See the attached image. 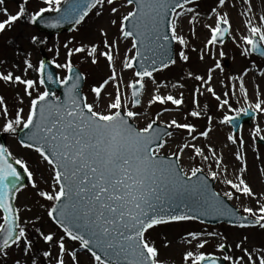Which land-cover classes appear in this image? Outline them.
<instances>
[{"label":"snow or ice","instance_id":"obj_1","mask_svg":"<svg viewBox=\"0 0 264 264\" xmlns=\"http://www.w3.org/2000/svg\"><path fill=\"white\" fill-rule=\"evenodd\" d=\"M243 2L251 12L250 0ZM3 3L4 0H0V5ZM28 3L29 0H18L15 14L0 9L5 17L0 20V33L10 30L16 22L25 18L32 24L39 22L48 28H58L65 22L80 25L93 10L96 16H100L105 5L110 6V13L118 12L115 0H42L43 6L31 13L27 9ZM126 4L132 7L120 17L115 40L110 41L107 31L99 29L103 50L97 43L69 47L72 41H68L63 45L66 49L64 63L40 60L33 65L30 53H27L23 59V75H15L12 71L0 73V81L22 85L24 95L29 98L27 111L24 107H17L14 116L9 118L6 102L0 96V115L4 118L0 131L21 135V146L35 151L46 162L48 172V179L44 180L47 190L40 189L27 163L13 157L7 147L0 145V257L6 260L9 250L15 249L19 255L13 264H52L53 260L55 264H81V252L90 254L94 264H166L160 258L151 230L173 222L197 221L203 216L226 217L231 226L241 229L250 226L264 229V202L258 200L256 208L244 207L241 213L225 201V198L228 201L239 199L237 194L256 197L243 178L247 166L240 151L235 153V160L241 165L239 174L236 181L227 178L221 181L231 189L222 195L208 186L209 177L213 180L218 178V172L212 170L211 164L207 174L203 167L194 163L188 170L182 164L185 155L190 162L197 157L202 163L211 159L217 169L223 163V154L218 156L213 145L198 146L191 142L200 138L208 140L212 131L211 116H208V126L204 130L198 131L197 124L189 122V117L199 119L207 109V105L203 109L199 107L197 98L204 94L201 89L220 102L219 108L227 106L230 112L235 113L224 114L221 124H232L238 128L236 121L242 114L253 118L257 113L264 114V99L260 98L264 94L260 92L259 85L254 89L255 102H249L248 89L243 80L249 69L245 68L240 75L230 77L236 82L232 85L231 95H236L238 86L247 105L245 108L233 109L229 100H221V96L210 86L212 73L216 69L223 71L216 60V46L222 45L225 37L231 35L228 13L218 11L226 5V0H217L216 6H210L204 21H201V13L197 10L198 0H126ZM47 13L57 15L45 18ZM241 14L246 16L243 23L247 31L239 38L243 44L241 55L247 58L257 54L264 58V14L259 16V24L253 23L245 13ZM182 19H187L192 36L196 34V25L202 23L206 34L198 58L203 61L205 55H209L214 67H209L205 75L188 72V78L200 84L191 92L193 107L185 110L184 122L161 120L164 113L171 111L163 107L143 127H138L136 121L145 113L137 109L143 107L141 98L146 92L150 95L147 101L149 109L157 103L162 106L170 103L179 110L185 104L183 92L178 96L162 94L160 89L166 88L167 84L157 82L154 76V73L176 65L177 60L188 62L190 59ZM208 20L213 22L208 23ZM109 23L116 26L118 20L110 19ZM121 39L129 41L131 47L123 54L121 72L117 73L116 57L119 56L118 43ZM29 42L38 45L45 41L32 35ZM174 43L179 47H174ZM233 43H236L235 37ZM191 50L197 51L196 48ZM59 54L57 48L56 55ZM74 54H83L93 65L101 58L107 62L110 75L90 87L92 102L82 95L81 75L74 73L71 59ZM219 56H225L222 47ZM48 63L66 70L67 75L54 78L53 73L47 71ZM29 70L38 74L36 79L27 78ZM128 70L132 76L125 81L123 73ZM110 82L114 90L104 97ZM149 82L154 91L149 90ZM47 84L62 85L63 98L51 92ZM40 87L44 90L40 91ZM172 87L184 88L185 85L176 83ZM223 95L228 97L229 92ZM17 100L23 105V97L19 94ZM169 129L185 130L191 141H177L175 150L163 155L162 150L174 136ZM262 133L264 128L256 124L250 133L254 143L264 141ZM226 139L241 148L245 145L242 135L233 133ZM205 148L210 156L205 154ZM14 164L23 170V175ZM223 171L226 175L227 166ZM25 177L36 190V195L48 202L40 204V207L46 209V216L59 230V235L55 231L45 232L36 227V221L21 220V209L16 206L15 200L17 193L27 186ZM26 210L31 211L30 208ZM28 223H32L38 237L48 245L47 249L34 246L35 241L29 239ZM220 235L188 231L186 242L194 250L183 253L184 264H218L220 257L203 251L209 241L202 237ZM247 241L248 237L243 236L235 243L240 256L229 254L223 255L222 259L230 264H264V247L250 250L244 246ZM69 243L71 248L67 247ZM226 246L219 243L216 247L222 251ZM53 248L57 250L55 256Z\"/></svg>","mask_w":264,"mask_h":264},{"label":"rangeland","instance_id":"obj_2","mask_svg":"<svg viewBox=\"0 0 264 264\" xmlns=\"http://www.w3.org/2000/svg\"><path fill=\"white\" fill-rule=\"evenodd\" d=\"M252 11L248 12V5L244 4L243 0H226V5L218 11L227 12L230 17L231 22V35L229 42H226L224 45L216 46V60H218L223 68V71L216 69L213 73V79L210 86L214 88L217 95L221 96V100L228 99L229 104L233 109L235 108H245L247 107L244 99L239 93V88H236V95H231L232 85L236 83L230 77L240 75L245 68L249 69L248 74L243 77L246 88L249 93V102H255V86L259 85V90L264 94V75H261L264 72V61L258 59L255 56L244 57L241 55V49L243 44L240 41L241 35H246L247 31L244 26L243 21L246 19L245 13L247 16H250L253 20V23L259 24V16L264 14V0H250ZM198 11L201 13V21H204L205 14L210 10V6H216L217 0H202L198 2ZM39 6L42 5V0H29L27 5L28 11L31 13L34 10H38ZM115 6L118 8L116 14H112L109 11L108 5H105L103 9V14L100 16L95 15V10L90 13L86 21L83 24H80L77 29L68 34L58 35L57 37L47 40V37L43 34L36 31L33 24L30 23L26 18L18 21L10 29L3 33H0V73H7L12 71L15 75H23V59L25 54L30 53V59L33 65H36L38 61L41 60L39 53V47L42 44H45V49L49 58L57 63H64L66 60V49L63 47L68 41H72L69 44V47L79 46L80 43L90 44L97 43L101 44L103 37L99 34V29L104 28L108 33V39L115 40L118 35L119 19L123 15H126L129 10H131L130 5L126 4L125 0H115ZM0 9H7L11 14H15L18 11V0H4V3L0 5ZM4 14L0 11V20L4 19ZM110 19H117L118 24L116 26L110 25ZM183 24V35L188 40L189 47L186 50L190 59L188 62H181L177 60V64L171 66L163 73H157L154 76L156 77L157 82L166 83L167 87H162L160 89L162 94H174L179 95L180 92L184 93L185 104L181 106L179 110L170 103L167 105L155 104L150 109L147 106V101L150 98L148 92L142 96L143 107L137 109L145 115L141 116L137 121L138 127H143L147 120L150 117H154V114L161 110L163 107H168L171 109L170 112L164 113L161 116V120L168 121L170 119H176L178 122H184L185 110L191 109L192 105V90L200 84L199 81H194L188 78V72L191 71L194 74L205 75L209 67H214V61L209 55H205L203 61L199 60V52L203 48V43L205 40L206 30L203 28L202 23L196 25V34L192 36L189 31V24L187 19H182ZM208 23L213 21L208 20ZM32 35H37L41 40L45 42L38 45H33L29 42V38ZM233 37L236 39V43H233ZM47 40V41H46ZM48 42V43H47ZM239 45V47L237 46ZM131 47V46H130ZM176 47H179L176 45ZM222 47L225 56L221 58L219 56V50ZM59 48V56L56 55V50ZM118 48L122 51V54L119 52V56L116 57V70L117 73L121 72L120 62L122 60L123 54L129 48L128 43L124 40H120L118 43ZM196 48L197 51L193 52L191 49ZM17 52L20 54L17 55ZM72 63L75 67H78L79 70H83L87 76L86 84L84 87V94L87 96L88 101L92 102L93 94L90 92V87L93 85H98L102 82L103 79H106L110 75V70L108 68L107 62L104 58H101L97 64L93 65L90 59H87L83 54H74L72 56ZM19 65V67H15ZM59 72L64 76L66 75V70L59 69ZM37 73L33 70H29L27 78L36 79ZM124 80L127 81L131 78L132 72L130 70L123 73ZM176 83H183L184 88H173L172 85ZM148 88L150 91H154V86L149 82ZM40 91H43L44 88L40 87ZM113 86L111 82L106 86V91L104 92V97L107 96V93L113 92ZM204 94L198 96V103L201 109L207 105V109L202 113V116L199 119L189 117V122L196 123L198 126V131L204 130L208 126V116L212 117L211 128L212 131L209 134L208 140L203 138L198 139L197 141H191V138L187 135L185 130H175L171 129L174 133L173 138L169 139V143L162 150L163 155H169L171 151L175 150V145L177 141H191L196 143L198 146H204L206 144H211L215 147L216 153L219 156L223 154V163L220 169H217L214 162L210 159L207 162H201L199 157L196 158L194 162H190L187 159V155L183 156L182 164L185 170H188L190 166L194 163L195 166H201L204 168L205 173L209 171L208 165H212V170L218 172V178L215 179V184L218 192L223 194L224 191L231 190L230 187L221 181L225 178L232 179L236 181V177L239 174L238 169L241 166L238 161L235 160V153L240 151L242 158L246 162L247 171L243 173V178L250 185L253 192L256 194L255 198L245 197L241 194H237L240 198H234L232 203L238 207L237 209H242L244 207H257V201L260 200L264 202V147L258 145V140L254 143L250 133L253 130L256 124H259L261 128H264V114L258 113V117L253 121L251 127H245L243 132L239 135L243 136L245 145L243 148L239 144H232L227 141L226 137L229 134H233V130L229 124H221L220 120L223 118L224 114L234 115V112H230L225 106L221 109L218 107L219 101H217L211 94L207 93L204 89H201ZM229 92V96L225 97L224 92ZM17 94L23 97V105L19 104L17 100ZM0 96H2L6 102L7 108L9 110V118L14 116L15 109L17 107H24L25 112L27 111V106L29 104V98L24 95L23 86L17 84H10L4 81H0ZM130 97V93H129ZM261 99H264V95H261ZM103 107V103L101 104ZM4 118L0 115V126H2ZM3 132V131H2ZM4 133V132H3ZM9 136V151L13 154V157L25 161L29 169L33 172L36 183L40 189L47 190V185L44 183L45 179H48L47 164L42 161L38 154L34 151H26L24 148H21L17 142L16 136L5 133ZM264 134V133H262ZM205 154L211 155L207 152L205 148ZM227 166V174H224V167ZM48 203L43 201L36 195V190H34L31 185L24 189L16 199V205L21 209L20 216L22 221H36V227H40L43 231H55L59 235V230L54 224L51 223L50 219L46 216V209L41 208L40 204ZM30 208L31 211L26 209ZM37 217L39 220L37 221ZM27 229L29 232V239L35 241V247L41 250L48 248L43 240H41L37 233L34 231L32 223L27 224ZM259 229V227H258ZM253 229V228H232L227 227L226 225L220 226H207L201 225L199 222H177L170 223L167 225L156 226L154 230H151V237L155 240L156 246L159 249V254L161 260L165 261L166 264H184L182 259L183 253L186 250H194L192 245H189L187 240V232L190 230L200 231L204 233L213 232L222 234L215 237L204 236L202 239H207L209 242L206 247L203 249L206 253H215V255L223 257V255H233L240 256L241 253L235 248V243L238 242L241 237L247 236L248 241L244 245L250 250L264 247V229ZM224 237L227 239L225 240ZM219 243H225L228 248V253L225 254L224 251H218L217 245ZM164 244L168 246L165 247ZM67 247L71 248L72 244H67ZM53 256L56 255L57 250L52 249ZM19 255L15 249L9 250V256L5 260L0 257V264H13V260ZM67 260V258H66ZM79 260L81 264H94V261L90 258L89 254H83L82 252L79 255ZM52 264H55V261H52ZM230 264V262H227Z\"/></svg>","mask_w":264,"mask_h":264},{"label":"water","instance_id":"obj_3","mask_svg":"<svg viewBox=\"0 0 264 264\" xmlns=\"http://www.w3.org/2000/svg\"><path fill=\"white\" fill-rule=\"evenodd\" d=\"M57 15V14H56ZM51 17H55V15H52ZM75 26V24L74 23H67V22H65V23H63L60 27H58V28H48V27H45L43 24H41V23H39V22H37L36 23V27L38 28V31H41V32H45V33H48L50 36H53L54 34H56V32L57 33H60V32H64V31H70L71 30V28H73ZM48 62V61H47ZM48 65H49V63H48ZM47 65V69L50 71V72H52V70H51V68L49 67ZM53 73V75H54V72H52ZM55 76V75H54ZM47 87H48V89L51 91V92H60L61 94L63 93L62 91H63V87H60L58 84H47ZM250 117L251 116H244V117H241V118H239L237 121H236V123L239 125V127L241 126V124L243 123V122H248L249 121V119H250ZM239 127L238 128H236V130L237 129H239ZM22 139V136L20 135V140ZM0 145H2V142H1V140H0ZM16 167V166H15ZM18 169V168H17ZM19 171V170H18ZM210 180H208V186H209V188L211 189V190H213L212 188H213V184H212V182H210ZM225 201H226V203L227 204H229L228 203V201L225 199ZM229 206H231L230 204H229ZM200 221H203V222H206V223H211V224H217V223H221V222H227V223H230L231 224V222L228 220V218H226V217H221V216H203V217H201V219H200ZM218 264H223V262L222 261H218Z\"/></svg>","mask_w":264,"mask_h":264},{"label":"bare ground","instance_id":"obj_4","mask_svg":"<svg viewBox=\"0 0 264 264\" xmlns=\"http://www.w3.org/2000/svg\"><path fill=\"white\" fill-rule=\"evenodd\" d=\"M182 160H184V157H182Z\"/></svg>","mask_w":264,"mask_h":264}]
</instances>
